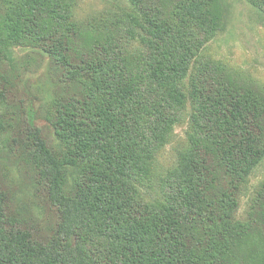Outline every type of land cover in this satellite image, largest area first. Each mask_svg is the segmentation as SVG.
<instances>
[{
    "label": "trees",
    "instance_id": "1",
    "mask_svg": "<svg viewBox=\"0 0 264 264\" xmlns=\"http://www.w3.org/2000/svg\"><path fill=\"white\" fill-rule=\"evenodd\" d=\"M83 1L0 0V160L16 144L57 215L41 240L0 167V264H264V183L240 214L264 159V89L206 52L224 0H105L85 18ZM17 45L71 86L46 105L51 141L4 110Z\"/></svg>",
    "mask_w": 264,
    "mask_h": 264
},
{
    "label": "rangeland",
    "instance_id": "2",
    "mask_svg": "<svg viewBox=\"0 0 264 264\" xmlns=\"http://www.w3.org/2000/svg\"><path fill=\"white\" fill-rule=\"evenodd\" d=\"M226 25L206 48V52L224 60L244 77L253 80L264 89V13L247 0H224ZM105 0H84L80 15L85 18L94 9H105ZM11 57L17 66L15 89L7 95L4 110L15 118H21L22 125L33 120L42 129L48 140L55 137L54 129L46 120V105L55 93L66 92L71 86H59L61 73L51 64L50 58L32 47L22 45L10 48ZM185 124L176 127L180 142L185 136ZM16 132V131H15ZM15 136L14 133L10 136ZM7 156L0 160L5 184L11 194V207L23 213L41 240H47L57 223L54 209L46 203L43 195L29 180L28 171L22 163H16L19 148L13 144ZM176 147L169 146L162 157V164L175 160ZM18 164V165H17ZM264 183V159L253 170L245 196L241 200L240 214L245 215L251 198Z\"/></svg>",
    "mask_w": 264,
    "mask_h": 264
}]
</instances>
